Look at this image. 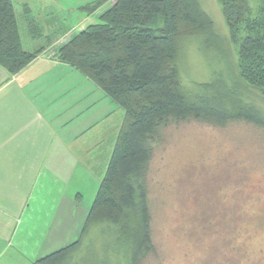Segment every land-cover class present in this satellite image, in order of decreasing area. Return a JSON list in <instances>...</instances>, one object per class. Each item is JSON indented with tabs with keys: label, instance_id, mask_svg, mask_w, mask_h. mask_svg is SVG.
<instances>
[{
	"label": "trees",
	"instance_id": "trees-1",
	"mask_svg": "<svg viewBox=\"0 0 264 264\" xmlns=\"http://www.w3.org/2000/svg\"><path fill=\"white\" fill-rule=\"evenodd\" d=\"M222 4L233 40L240 27L247 30L238 45L239 77L264 100V17L248 19L247 0H222ZM22 8L17 11L14 0H0V65L19 74L50 52L89 77L123 112L80 235L33 264H144L156 248L151 162L169 128L191 120L213 127L242 121L264 128V104L253 100L239 78L214 58L211 79L188 91L184 88L178 62L181 42L195 41L205 54L218 46L213 20L199 0H95L78 10L94 16L97 23L60 33H44L42 25L48 26L54 16L44 19L28 4ZM23 25L31 48L24 45ZM202 202L198 196L193 203ZM214 214L218 219L207 216L196 232H201L199 239L210 235L207 239L216 243L214 249L226 244L227 252L217 253L225 261L235 253L238 241L223 238V222L231 221L228 212Z\"/></svg>",
	"mask_w": 264,
	"mask_h": 264
},
{
	"label": "rangeland",
	"instance_id": "rangeland-1",
	"mask_svg": "<svg viewBox=\"0 0 264 264\" xmlns=\"http://www.w3.org/2000/svg\"><path fill=\"white\" fill-rule=\"evenodd\" d=\"M25 1L42 18L54 16L48 26L42 25L44 33L46 30L60 33L71 26L81 30L97 23L94 16L78 10L95 0H14L17 11H21ZM199 3L213 20L218 46L205 54L197 49L195 41L181 42L178 62L184 88L188 91L211 79L216 68L211 60L214 58L219 66L239 78L253 100L264 104L260 93L239 77L238 45L247 34L246 26L239 28L237 39L233 40L223 15L222 0H199ZM247 3L251 10L248 19L264 17V0ZM21 30L24 45L33 47L28 46L24 25ZM119 117V113H114L108 118L112 144L108 155L105 153L102 158V149L95 150L101 160L97 174L82 177L80 186L86 204L93 202L112 155L123 122V117ZM155 152L149 186L156 248L144 264H264V128L242 121L230 122L223 128L191 120L169 128ZM198 196L203 202L196 206L193 202ZM193 208L200 211L193 212ZM221 211L228 212L231 219L223 222V238L232 236L238 241L235 253L225 261L217 253L227 252L226 244L219 243L220 247L214 249L212 243H216L208 240L210 235L202 234L199 239L201 232H196L207 216L217 220L214 213ZM78 236L73 234L71 240Z\"/></svg>",
	"mask_w": 264,
	"mask_h": 264
},
{
	"label": "crops",
	"instance_id": "crops-1",
	"mask_svg": "<svg viewBox=\"0 0 264 264\" xmlns=\"http://www.w3.org/2000/svg\"><path fill=\"white\" fill-rule=\"evenodd\" d=\"M114 113L122 119L102 89L50 52L19 74L0 65V264H33L80 235L92 204L80 183L98 172L96 148L109 153Z\"/></svg>",
	"mask_w": 264,
	"mask_h": 264
}]
</instances>
